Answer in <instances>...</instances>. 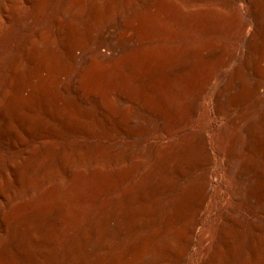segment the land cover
Here are the masks:
<instances>
[{"label":"bare ground","instance_id":"obj_1","mask_svg":"<svg viewBox=\"0 0 264 264\" xmlns=\"http://www.w3.org/2000/svg\"><path fill=\"white\" fill-rule=\"evenodd\" d=\"M170 2L173 7L177 4L182 16L187 11L205 12L211 0ZM226 3L234 10L246 7L249 30L244 38V47L240 48L244 54L243 62L235 65L232 78L221 84L220 91L214 97L213 118L225 119V149L218 150L219 160L224 164L225 172L234 173L240 192L233 193L234 200L227 202L220 217L216 218V228L206 230L204 240L192 255L190 251L193 249L195 231L201 224L202 207L214 186L212 176L220 178L219 170L211 167L213 157L206 138L208 127L193 138L183 136L174 151L158 147L155 153L161 150L162 154L153 159L155 163H151L153 165L135 189L125 193V204L121 205L131 214L139 207L137 201L142 199L140 210L146 216L127 214L126 248H113L107 258L102 259L96 251L94 254L83 253L88 249L86 246L83 247L87 249L82 250V245L94 239L96 216L93 210L87 212L89 219L83 228V221L74 222L73 219L74 224L67 228L68 235L59 237L47 230L50 226L64 225L63 201L52 200L53 206L47 212H44L42 205H34L36 201L33 204L27 202L25 206L14 210H9V207L42 187L63 180L72 167L107 165L113 158L109 159L104 154L108 141L95 139L83 126L85 118L101 115L100 107L95 105L92 112L87 105L73 112L68 108L69 97L66 99L65 94L74 92L77 79L95 64L106 65L108 70L111 69L109 66H115L119 72L130 71L134 67V77L139 82L142 78L145 81L161 72L163 63L160 57L141 55L135 59L131 56V42L141 41L140 27L135 20L139 18L143 0H0V264H8L14 256L22 264H264V96L256 95L258 101L253 110L242 105L228 109L218 105V98L222 97L220 95H242L247 85L245 67L250 63H263L264 0H226ZM150 4L154 3L147 5ZM190 52V48L183 51L180 61L173 59L164 66V72L172 74L184 69L189 63ZM262 81L253 83L256 94L264 87ZM82 101L85 102V99ZM49 105H55L62 113L63 119H58L62 122L61 129L48 119L52 117L50 108L46 112L47 118L32 112L35 110L33 106L46 108ZM33 122L37 123L36 127H32ZM69 135L74 136V139H69ZM197 154L203 167L199 171L201 173L181 184L176 195L169 198L167 203L158 205V198L153 199L157 188L160 186L163 189L164 182L172 187L171 180H163L165 177L161 175L166 174L163 172H170L172 166L184 161L191 165L189 160ZM242 197L248 201L244 202ZM258 202H262L258 207L252 205ZM121 212L123 216L124 211ZM104 213L101 209L99 216ZM156 215L167 245L161 248L158 261L147 263L148 254L151 255L152 251H141L137 247L143 246L149 239L151 241V238L155 240L154 235H157L158 230L152 225ZM247 215L252 218L249 222H246ZM117 225L116 230L119 232L122 227Z\"/></svg>","mask_w":264,"mask_h":264},{"label":"rangeland","instance_id":"obj_2","mask_svg":"<svg viewBox=\"0 0 264 264\" xmlns=\"http://www.w3.org/2000/svg\"><path fill=\"white\" fill-rule=\"evenodd\" d=\"M147 1L148 0H143L139 18L135 20L136 25L140 27L141 43H137L136 41L131 42V56L135 59L141 55H156L160 57L163 63L161 72L155 75V77L152 76L149 77V79H145V81L144 78H142L139 82V80H136L134 77V67H132L130 71L121 70V72H119L117 71L118 68L115 66H113V68L109 66V68H111L109 71L107 68L108 66L95 64L89 68L90 70L88 69V71H90L89 73H87L88 71H84V74L82 73V75H80L81 77L77 79L73 88L74 92L68 91V93L65 94L67 95L66 99L69 97V99H67L69 101L68 108H71L70 110H73V112H75L77 108H83V106L86 108L87 105V108L92 112L95 105L100 107L101 115L99 116L102 118L100 117L99 119V116H93L90 119L85 118L83 126L86 131L94 135L93 137L95 139H104L108 141V145L104 147L106 153L104 150H102V152H104L109 159L113 158L109 160L107 165L72 167L70 169L72 171H70L69 175L63 180L58 181V183L48 184V186L46 185L47 188L44 186L37 192L15 201L14 204L12 203L9 207V210H14L25 206L27 202V204H33L36 201L34 205H42L44 212H47L48 209L53 206L54 201L60 203L63 201L61 204L64 207V225L62 227L50 226L47 230V232L59 237L68 235L67 228H69L72 223L74 224L75 220L83 221L81 225L83 228L87 219H89L87 212L93 210L96 216L94 226L95 232L92 236L94 239L88 242L87 245H82V250L84 251V249L87 248L90 249L85 250L83 252H86L85 254L92 252L94 254L96 251L103 257L102 259H106L113 248L118 250L126 248L128 216H132L133 214L139 217L142 215V210H140L141 204L143 203L142 199L137 201L139 206L135 209L137 214L135 211L130 214L128 213L129 211L127 212L126 209L121 206L125 204V193L135 189L138 183L145 178L150 166L153 165L151 163H155L153 159H156V157L162 154L161 150L170 149L174 151L176 145L183 136L193 138L200 131L208 127L206 138L210 143V151L213 157L211 167L217 168L220 173V178L212 176L214 186L202 207L201 224L198 225L195 231L193 249L190 251L192 255L198 245L204 240L206 230H214L216 228V218L220 217L219 214L222 209L226 207L227 202L233 201L234 195L240 192L238 191V180L234 176V173L225 172L224 164L219 160L218 150L225 149L223 136V122L225 119L213 118L215 117V101L213 100L218 94V91H220L221 84L223 85L225 82H229V79L232 78L235 65L244 60V54L240 48L244 47V38L249 30L247 27L249 25L246 22V15L248 14L247 9L243 6L239 10H234L226 3V0H211L205 12L187 11V14L181 16L182 11H178L177 4L173 7L170 0ZM150 2L154 4L147 5ZM210 13H212V15ZM188 48H190L191 51L188 65L184 69L175 71V74L164 72V66L170 64L173 59H175V61H180L183 51H186ZM263 51L262 56L264 57ZM259 54L260 52L258 55ZM262 62L264 63V59ZM263 63L260 65H258L259 63H250L248 67L244 68V76L247 81V85L244 87L245 90L242 92V95H232V97H230V95L227 97L220 95L222 97L218 98V105L222 109H228V107L238 108L241 105L248 110L256 109V103L258 101V96L256 95L260 96V94H262L264 96V87L260 88V93L257 92L256 94L253 83H255L256 80L262 81L263 79L262 84L264 86ZM97 70H99V72ZM102 71L105 72L103 73ZM90 73L91 75L89 76ZM80 79L83 81L81 82ZM68 94L74 95L68 96ZM70 97H76L77 101L75 98L72 100ZM82 99H85V102L82 101ZM239 100H241L242 103ZM81 103L85 105H81ZM74 105H76V107ZM38 108L37 106H33L34 111L32 112L46 118V112L50 108L49 110L52 112V117H48V119L58 128H62V122H60V120L58 121V119L61 117L63 119V115L55 105H49L46 108L40 106ZM85 120H89L90 122H86ZM108 123L113 125L110 126ZM33 126L36 127L37 123L33 122L32 127ZM128 129L131 130L130 133ZM190 133L193 134L190 135ZM69 139H74V136L69 135ZM222 142L223 144H221ZM158 147L161 150H158L159 152L157 151V154L155 150ZM199 158L200 155L197 154L189 160V164L191 165H188V162L186 163L184 161L175 164V167L172 166L170 172H168L169 170L163 172L166 173L161 175L162 178L165 177L163 180H171L170 185L172 187H168L166 182H164L163 189L159 188L160 186L157 188V194L155 193L153 195V199L158 198V205L167 203L169 198L171 199L176 195L181 184L201 173H199V171H202L203 167L200 165ZM74 176L76 177L74 178ZM159 190H161L160 194ZM43 192L48 195L43 194ZM42 197L46 198L43 199ZM38 200L41 201L39 202ZM242 200L244 202L248 201L245 197H242ZM261 203L262 202L253 203L252 205L258 207ZM101 209L104 210L105 213L100 217L99 213ZM115 211H117V214ZM119 212H121V214L123 213V216L120 215ZM157 215L152 225V227L158 230L157 235H154L155 240L151 238V241L149 239L146 241L147 243L145 242L146 244L144 243L145 246L142 244L143 246L139 245V247H137V249L140 248L139 250L141 251L146 249L152 251V257L148 254L149 260L147 263H152L154 260L158 261L159 252L162 250L161 248L167 245L163 240L162 231L160 227H158L160 225ZM142 216H146V213ZM246 219V222H249L252 218L250 215H247ZM117 220L119 221L117 222ZM117 224L121 225L122 231L120 230L117 232ZM104 226L107 229L104 228ZM179 230H181V228ZM96 236L98 237L97 239ZM14 258L10 259L8 264L23 263L19 258L15 256Z\"/></svg>","mask_w":264,"mask_h":264}]
</instances>
